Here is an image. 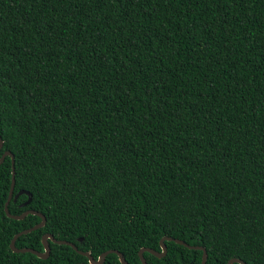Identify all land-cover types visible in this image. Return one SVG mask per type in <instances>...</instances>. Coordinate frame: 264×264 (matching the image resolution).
Masks as SVG:
<instances>
[{"label":"trees","instance_id":"1","mask_svg":"<svg viewBox=\"0 0 264 264\" xmlns=\"http://www.w3.org/2000/svg\"><path fill=\"white\" fill-rule=\"evenodd\" d=\"M0 137L19 248L264 264V0H0ZM10 185L0 264H89L12 251Z\"/></svg>","mask_w":264,"mask_h":264},{"label":"water","instance_id":"2","mask_svg":"<svg viewBox=\"0 0 264 264\" xmlns=\"http://www.w3.org/2000/svg\"><path fill=\"white\" fill-rule=\"evenodd\" d=\"M0 143L3 144V141L1 139V137H0ZM6 156H10V158H11V185H10L9 195H8L7 201L5 203V207H4L6 215L8 217H10V218H13V219H22L29 213L37 214V215H39L41 217V221L38 224H36V225H34V226L30 227V228L24 229V230L16 233L12 237V239L10 241V244H9L10 248L12 249V251H14V252H31V253L35 254L36 256H38L39 258L45 259L50 254V246H49V243H48V239H50L52 242H55V243H58V244H66V245L71 246L74 250H76L80 254L86 256L88 258L89 264H102L104 262V260H105L106 255L109 254V253H115L118 256L119 261L121 262V264H130L125 259L124 255L118 250H115V249L106 250V251L102 252L98 256V258L95 259L89 252L79 250L77 248V246L73 242H70V241L64 240V239H56L54 237V235L51 234V233H45L42 236L43 251H39V250H36L34 248H31V247H20V248L17 247L15 245V241H16L17 237H19L21 234H25V233H28V232H30L32 230H35V229L39 228V227H42L45 224V217H44V215L42 213H40L38 211H35V210H26V211H24L23 213H20V214H11L9 212L8 203H9L10 199L12 198L13 188H14V184H15V167H14V156H13V153H11L8 150L4 151V153L1 155L0 164L2 163V161L4 160V158ZM21 192L22 191H20L19 193H21ZM17 195L18 194H16L14 196V199L17 197ZM30 197L31 196L29 194V198L24 204L29 203ZM164 240H173L174 242L182 244V245H184V246H186L188 248L202 250L201 264H205L206 258H207V253H206V250H205V248L203 246L189 245L184 240L179 239V238H173L171 236H165V237H162L160 239V248H161L160 251L155 250V249L150 248V247L141 248L139 250V252H138V255L140 257V261H141L142 264H147V261H146L144 255H143V253L145 251H147V252H149V253H151V254L155 255L156 257H159V258L165 256V254L167 252V247H166V244H165ZM233 262L246 264L242 259L235 258V257L230 258L227 261V264H233Z\"/></svg>","mask_w":264,"mask_h":264},{"label":"snow or ice","instance_id":"3","mask_svg":"<svg viewBox=\"0 0 264 264\" xmlns=\"http://www.w3.org/2000/svg\"><path fill=\"white\" fill-rule=\"evenodd\" d=\"M3 148V144L2 143H0V149H2Z\"/></svg>","mask_w":264,"mask_h":264}]
</instances>
